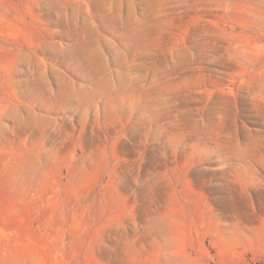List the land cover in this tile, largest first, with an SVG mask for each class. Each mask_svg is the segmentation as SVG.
Instances as JSON below:
<instances>
[{
    "label": "rangeland",
    "instance_id": "374dc122",
    "mask_svg": "<svg viewBox=\"0 0 264 264\" xmlns=\"http://www.w3.org/2000/svg\"><path fill=\"white\" fill-rule=\"evenodd\" d=\"M0 264H264V0H0Z\"/></svg>",
    "mask_w": 264,
    "mask_h": 264
}]
</instances>
